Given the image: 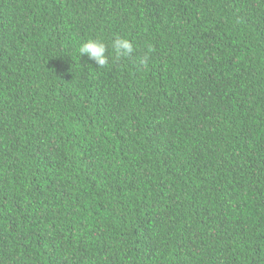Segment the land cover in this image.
Here are the masks:
<instances>
[{"label":"trees","instance_id":"obj_1","mask_svg":"<svg viewBox=\"0 0 264 264\" xmlns=\"http://www.w3.org/2000/svg\"><path fill=\"white\" fill-rule=\"evenodd\" d=\"M0 264H264V0H0Z\"/></svg>","mask_w":264,"mask_h":264},{"label":"clouds","instance_id":"obj_2","mask_svg":"<svg viewBox=\"0 0 264 264\" xmlns=\"http://www.w3.org/2000/svg\"><path fill=\"white\" fill-rule=\"evenodd\" d=\"M111 47L118 57H129L134 52L133 43L126 37H116ZM108 45L101 39H89L78 48L79 57H86L96 67L105 66L108 63Z\"/></svg>","mask_w":264,"mask_h":264}]
</instances>
